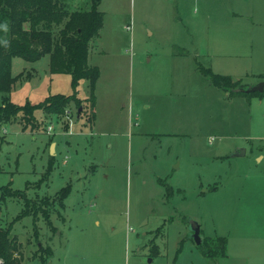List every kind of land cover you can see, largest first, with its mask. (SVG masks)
<instances>
[{"label":"rangeland","instance_id":"rangeland-1","mask_svg":"<svg viewBox=\"0 0 264 264\" xmlns=\"http://www.w3.org/2000/svg\"><path fill=\"white\" fill-rule=\"evenodd\" d=\"M244 2L101 0L88 54L100 72L93 123L81 79V115L66 108L71 134L66 110L0 127V186L24 195L0 199V227L11 224L21 264H40L38 245L51 250L45 264H264V98L229 94L204 73L236 88L264 81V13L241 14ZM48 61L12 59V73L23 72L14 103L73 93ZM191 220L201 239L227 238L225 257L202 254Z\"/></svg>","mask_w":264,"mask_h":264},{"label":"trees","instance_id":"trees-1","mask_svg":"<svg viewBox=\"0 0 264 264\" xmlns=\"http://www.w3.org/2000/svg\"><path fill=\"white\" fill-rule=\"evenodd\" d=\"M68 1L0 0V127L17 119L24 123L22 129L27 125L33 127L36 110H40L44 115H60L70 102H74L78 107L82 106L83 102L76 96V87L81 79L89 82V96L85 102L89 103L91 112L86 122L89 125L93 123L95 87L100 72L96 65L88 63V54L91 39L99 36L104 14L99 10L101 0H89L86 9H71ZM44 55L49 56L50 73H68L71 76L73 93L51 94L36 104L14 103L9 93L23 72L13 75L12 59L19 57L35 62ZM204 73L210 77L213 85L228 90L229 94L264 98V90L250 93L235 91L239 82L229 75L214 73L210 68L204 69ZM260 76L264 78V75ZM70 191L69 186L61 190V207H64V200ZM15 195L20 199L24 198V195L17 190H11L7 185L0 186L1 200ZM22 215L19 214L14 220H18ZM20 245L16 236L11 233V224L6 228L0 227V257L4 264H21ZM200 245L205 257L217 258L227 255L225 236L204 237ZM37 252L40 264H45L47 256L51 253L50 248L38 245ZM151 252L158 253V248L151 247Z\"/></svg>","mask_w":264,"mask_h":264},{"label":"water","instance_id":"water-1","mask_svg":"<svg viewBox=\"0 0 264 264\" xmlns=\"http://www.w3.org/2000/svg\"><path fill=\"white\" fill-rule=\"evenodd\" d=\"M235 91H239V92H245V93H250V92H254V91H259L261 92L262 90H264V81H260L259 83H257L254 86H250L248 88H235ZM82 110V106H79L78 111H77V117H79L80 113ZM54 146L55 143L52 142L50 145V154L54 153ZM244 150H239V152H236V154H243ZM190 230H191V237H193V239L195 240L196 244L201 243L202 239L200 237V226L196 221L191 220L190 221ZM149 261H151V259H149Z\"/></svg>","mask_w":264,"mask_h":264},{"label":"crops","instance_id":"crops-1","mask_svg":"<svg viewBox=\"0 0 264 264\" xmlns=\"http://www.w3.org/2000/svg\"><path fill=\"white\" fill-rule=\"evenodd\" d=\"M214 5H215V2H214ZM214 10L221 11V9L217 8L216 6H215ZM236 10L240 11L241 14H246V15H252L253 16V13L254 14L255 13H260V14L264 13V5H262L261 0H253L252 2H249L248 0H245L243 5L240 8H237ZM39 60H37V61H39ZM37 61H35V62H37ZM46 65L48 67V63ZM95 105H96V103H95ZM54 151H56V143H55V146H54Z\"/></svg>","mask_w":264,"mask_h":264},{"label":"built area","instance_id":"built-area-1","mask_svg":"<svg viewBox=\"0 0 264 264\" xmlns=\"http://www.w3.org/2000/svg\"><path fill=\"white\" fill-rule=\"evenodd\" d=\"M66 113H67V118L70 120V126H69V131H68L70 133L71 132V130H70V127H71V117L69 115V110L68 109L66 110ZM52 129H53V126L52 125H48L47 126V132L48 133H50L52 131ZM0 264H4V260L1 257H0Z\"/></svg>","mask_w":264,"mask_h":264},{"label":"clouds","instance_id":"clouds-1","mask_svg":"<svg viewBox=\"0 0 264 264\" xmlns=\"http://www.w3.org/2000/svg\"><path fill=\"white\" fill-rule=\"evenodd\" d=\"M5 28H6V26H5Z\"/></svg>","mask_w":264,"mask_h":264}]
</instances>
